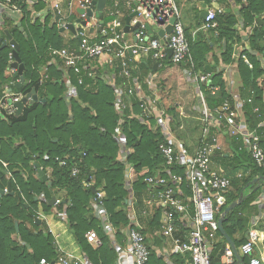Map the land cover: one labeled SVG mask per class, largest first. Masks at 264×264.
I'll list each match as a JSON object with an SVG mask.
<instances>
[{"label":"trees","instance_id":"16d2710c","mask_svg":"<svg viewBox=\"0 0 264 264\" xmlns=\"http://www.w3.org/2000/svg\"><path fill=\"white\" fill-rule=\"evenodd\" d=\"M203 1L208 5L206 0ZM231 2L238 8V15L217 13L216 27L207 30L208 40L203 37L192 41L189 32L184 30V34L196 71L207 73L204 65L211 52V44L221 49L219 59L214 60L221 61L224 66L236 64L241 117L246 128L259 137V146L264 153V63H260L247 50H241L236 60L232 58L235 45L241 41L238 30H234L240 19L242 27L251 30L247 36L250 49L262 55L264 60V0ZM14 3L21 10L20 26L10 18L5 21V26L18 45V55L25 67L24 84L20 90H16L17 78H14V74L6 75L11 51L7 46L0 50V91L4 86H9L14 92L26 96L34 89L37 97L45 102L25 105L19 116L0 113V190H8L0 197V264H39L41 259L50 262L57 260L58 246L46 223L42 220L40 225L37 224V214L50 215L53 208L54 215L63 219L81 254L90 264H115L116 252L110 245L109 235L91 214L95 198L91 187L96 192L104 193L102 204L105 221L112 233L115 231L116 242L123 245V231L132 227L127 210L129 192L125 187L126 166L133 182L136 208H142L141 199L146 194L144 179L161 173L164 168V160L158 149L160 144L167 142L162 128L154 116L145 118L142 115L141 102L136 94L123 97L124 109L121 114L116 113L115 93L104 77L108 70L97 69L96 76L93 79L85 78L83 85H77L76 76L69 72L71 82L76 87V97L66 101L63 65L60 60L49 64L52 60L49 52L50 49L66 47L75 49L77 42L74 39L65 41L60 28L52 22L51 14H42V3L33 4L32 10L27 0H14ZM258 19L263 24L257 22ZM0 34L3 35L2 31ZM154 64L151 58L142 59L133 70L132 77L139 81L141 88L150 76L160 71L159 67L153 70ZM172 65L167 57L162 63V67ZM43 67L46 68V79L40 83V70ZM115 69L116 84L122 85L118 67ZM209 77L208 84L201 86L206 106L213 111L228 101L234 109V100L222 78L223 70L213 71ZM159 84L162 91L164 84L162 81ZM190 112L199 115L195 110ZM166 114L171 119V132L187 146L176 125L180 118L178 108H166ZM223 125L222 130H211L209 138L211 140L218 133L223 134L230 151L218 152L213 158L216 165L227 171L231 184L226 194V204L217 219L227 206L242 195L241 203L222 221L225 233L238 250L246 241L252 216L258 213L254 202L264 191V163L258 167L244 148L241 137H230L224 122ZM190 128L188 124L184 129L190 131ZM117 130L121 132L118 139L115 137ZM194 141L197 145L198 138ZM192 145L188 146L189 150ZM122 154L127 165L119 159ZM2 163L7 164L6 168ZM75 168L78 174L72 176ZM38 169L47 176L45 182L38 177ZM175 172L182 174L179 170ZM40 195L44 197L42 200L38 199ZM51 197L59 199L60 203L50 206ZM15 222L18 224L17 233ZM160 225L161 214L158 211L147 228L140 230L150 249L145 264H166L150 248L151 243L158 244L157 238L162 240V237L152 236ZM90 230L99 236L102 242L100 247L93 248L87 243L85 234ZM225 242L218 232L217 240L211 247V264H214L213 260ZM172 258L176 264H185V259L180 256ZM235 262L248 264V258L239 256Z\"/></svg>","mask_w":264,"mask_h":264},{"label":"built area","instance_id":"2783aa9c","mask_svg":"<svg viewBox=\"0 0 264 264\" xmlns=\"http://www.w3.org/2000/svg\"><path fill=\"white\" fill-rule=\"evenodd\" d=\"M93 1L96 0H27V4L31 6L38 2L42 3L44 6L42 13H50L52 22L56 23L58 28H63V32L71 34L69 40L74 39L77 42L75 49L66 47L50 49L49 52L53 60H60L63 65L65 75L63 81L67 89L66 101L69 102L76 97V87L71 82L69 72L76 76L77 85H83L85 78L93 79L97 69H104V71L108 70L104 73V77L114 90L117 109L120 112L124 109L122 98L136 94L141 102L142 115L145 118L153 115L157 119L167 141L158 147L164 160V168L161 173L144 179L146 197L142 200L144 207L142 214L147 215V209L160 212V236L167 241L165 257L180 256L186 260V264H211V247L216 242L219 232L217 216L226 204V194L231 184L227 171L214 165L213 158L216 153L222 152V145L219 144L217 135L209 140L210 131L224 129V122L227 134L230 137H241L243 146L251 159L258 167H261L264 163V153L259 146V137L246 128L240 115L241 110L236 106L232 109L228 101L213 111L206 106L201 86L208 84L210 74L195 70L175 0H124V3L122 0H105L101 19L95 11ZM122 7H126L131 13L136 12V16L130 21V28L138 24L133 43L125 39L126 16L122 13ZM0 8L10 14H21L14 0H0ZM78 10H82L83 13H78ZM88 11L92 12L90 17H88ZM206 12L207 15L203 20L204 28H215V16L217 13L223 14L222 11L208 8ZM73 18L74 24L71 25L74 30L75 24L81 27L80 22H86V25L82 26L86 28L85 32L75 31V34H72L66 28ZM172 19H175L172 31L164 35V45H161L156 33L164 30ZM92 20L94 24H91ZM148 26L152 30L151 34L148 33ZM90 30H92L91 33ZM9 47L11 51L8 55L7 71L9 74H14L15 71L10 68L14 62L13 47ZM167 49L171 50V63L185 68V75L192 81L196 92L200 136L198 144L191 150L171 132V119L166 114V109L161 107L159 97L155 94L153 99L140 96V84L136 78L132 77L133 70L137 68L136 63L142 59L151 58L160 68L166 57L168 58ZM116 67H118L119 78L124 80L122 85H116L114 82ZM45 74L46 69L40 83L46 79ZM25 97L11 90L9 86H4L0 91V113L4 116L16 115L15 104ZM31 101L27 98L25 105H29ZM179 115L183 117L184 112L180 110ZM118 133L119 130L116 132L117 137ZM119 159L127 165L124 155H120ZM2 165L4 168L7 166L5 163ZM126 168L125 187L129 194L133 195V182L129 177V167L126 166ZM178 170L182 174L175 172ZM77 174L78 170L73 169L72 176ZM7 176L10 177V173L7 172ZM237 177L240 178L241 175L238 174ZM7 193L8 190L4 189L3 195ZM43 198V195H40L38 199ZM103 198V192H95L93 208H95L94 216L97 219L105 218ZM59 203L60 200L55 199L54 206ZM130 204L136 206L131 202ZM128 217L130 218V215ZM256 223H253L246 241L237 250L239 256L248 258V264H264V258L255 254L259 242L258 232L254 228ZM104 232L110 235L111 227L106 225ZM126 238L127 255L132 264H145L150 256V249L142 233L137 229L129 228L126 231ZM85 239L93 248L102 245L99 236L93 230L85 234ZM58 250L59 256L56 261H53L54 264H90L83 255L78 258L72 254L63 253L59 248ZM51 263L46 259H41L39 262V264ZM221 264H236L233 252L226 242Z\"/></svg>","mask_w":264,"mask_h":264},{"label":"crops","instance_id":"0c3cea01","mask_svg":"<svg viewBox=\"0 0 264 264\" xmlns=\"http://www.w3.org/2000/svg\"><path fill=\"white\" fill-rule=\"evenodd\" d=\"M124 3V0H122ZM126 1V0H125ZM176 5L178 7L179 13L182 14V16L180 15V22L182 23L184 30L189 32V34L191 35L192 41H195L197 39L203 38L205 40H208V35H207V31L204 29V23L203 20L200 19V9L198 8V4L200 2H204L203 0H175ZM32 6H29L30 10H32ZM208 6V5H207ZM208 8L210 9H217V10H221L223 14H228V13H233L235 16L238 15L237 10L238 8L231 2V0H223L220 2V0L215 1L213 0L211 2V5L208 6ZM207 8V9H208ZM122 13L124 16H129L131 14V12L126 8V7H122ZM44 14V13H42ZM8 18H12L15 24H20L19 23V19H20V15L18 14H10L7 11H5V9L0 8V31H2V34H0V36H2V40L6 41L7 37L4 34V31L6 30V26H5V21L8 20ZM183 19V21H182ZM238 23L237 25V29L239 36H240V43L236 44L234 47V54H233V59L236 60L240 54L241 50H247L250 51L253 55L256 56V58L260 61V63L263 64V57L262 55L252 51L249 47L248 41H247V36H249L251 34V30L250 29H244L242 27V23L240 21V19H238ZM257 21L261 22V24H263V21L258 19ZM22 30V29H21ZM126 41L129 43H133L134 41V32L132 33V31H129L128 34H126L125 37ZM66 42L69 41L68 39H65ZM212 47L211 52L209 54L207 63L204 65L205 69L208 66L211 70V73L213 71L217 72L219 70H223V80L225 82V86L227 89V92L231 95V97L234 100V106L237 107V109L241 108V103L239 102V97H238V89H239V79H238V75H237V66L236 64H232V65H228V66H224L221 61L219 60H214V58H218L220 57V48L218 47V45H210ZM141 61V60H140ZM56 60H51L50 63H55ZM137 65V63H136ZM46 68L43 67L40 70V74L43 76L44 75V70ZM159 72L156 73L154 76H150L149 79L145 82V85L143 88H141V85L139 87V95H143L147 98H154V94L157 95V97H159L160 101L163 97L166 96H170V89H173V87L176 84L177 88H181L183 91V93H187L188 91L190 92L191 95H193L194 97L196 96V92H195V88L194 85L192 83L191 80H189L186 75H185V68L183 66H177V65H172L171 67H160L159 68ZM202 73V72H201ZM208 73V74H211ZM9 73H6V75ZM114 82L116 84V79L115 77L113 78ZM120 79V78H119ZM122 80V79H121ZM160 81L163 82V87L164 89L161 91L160 88ZM139 82V81H138ZM121 83H124V80L121 81ZM120 84V83H119ZM117 85V84H116ZM171 91V90H170ZM196 99V97H195ZM197 101V100H196ZM196 105L195 103H193V106L190 108L192 111L195 110L196 111ZM197 108H198V104H197ZM183 111L182 108H178V111L180 112ZM185 113V112H184ZM220 138H222L221 140H223L222 142V147H223V151L226 150V148H228V146L226 145L225 139L222 135H219ZM226 147V148H225ZM214 165L216 166V164L214 163ZM219 166V165H218ZM263 196H259V198L254 202V205H256L257 207V211L258 213L256 215H253L250 221V229L252 228V225L254 222H257L255 225V230L258 232L259 235V240L260 243L258 242L257 247H256V251L255 254L256 255H260L261 257L264 258V245H262V239L264 237V191L262 193ZM146 197V194L144 193V195L142 196V199ZM130 202L134 205H136V201L134 199L133 195L129 194V199H128V214L130 215L129 221H130V226H132L131 228L137 229V230H141L143 231L144 229L147 228V224L149 223V221L154 217L155 215V211L153 210H149L147 209V215H143L142 214V210L144 209V207L142 206V208H136V206H131ZM142 205V202H141ZM94 210L95 208H93L92 205V215L94 216ZM128 215V216H129ZM42 218H39L41 221L43 220L46 223V226L48 228V230L50 231V233L52 234L56 245L58 246V248L63 252V253H67V254H72L73 256H76L78 258L82 257V254L79 250L78 254L75 253V251L71 250L68 246H67V241L64 242L63 245H65V247H67L68 249H64V247H62L61 243L59 242L60 239L67 233V226L65 224V222L63 221V219L59 218L58 216L54 215V208L52 209V214L50 215H41ZM95 217V216H94ZM100 223L101 226H103V230H105V226L108 225V223H106L105 218L102 219H97ZM129 228H126L123 231V235H124V241H123V245H120L116 242L115 238H114V234L115 231H113V233L111 232V234L109 235L110 238V242H111V246L115 249L116 252V262L115 264H132L129 256L127 255V238H126V231ZM94 231V230H93ZM71 235V234H69ZM72 236V235H71ZM150 238L152 236L154 237H161L160 236V229L155 231L154 234L151 236L149 235ZM73 239V237H72ZM68 240V239H66ZM74 240V239H73ZM157 240L159 241L158 244H152L150 245V248L153 249V251L155 252L157 257H160L162 259V261L166 264H176L175 259L171 257L167 258L165 257V250L167 247V241L164 240L162 238V240H159L157 238ZM77 246V245H76ZM89 262V261H88ZM90 263V262H89ZM185 264H186V260H185Z\"/></svg>","mask_w":264,"mask_h":264},{"label":"water","instance_id":"95a60500","mask_svg":"<svg viewBox=\"0 0 264 264\" xmlns=\"http://www.w3.org/2000/svg\"><path fill=\"white\" fill-rule=\"evenodd\" d=\"M215 1H218V0H215ZM93 5L96 7V11H97V15L100 17V19L102 18V11H103V8H104V5H105V0H96V1H93ZM198 8L200 9L201 13H200V19L204 20L206 15H207V12H206V9L208 8L207 4L205 2H200L198 4ZM78 13L82 14L83 11L82 10H78ZM88 14V17H90L92 15V12L91 11H88L87 12ZM136 16V12H133L131 13L129 16H126L125 19H124V22H125V26H124V32L126 34L129 33V31H132V32H136V29L138 28V24L134 25L133 27L130 28V21L133 17ZM175 22V19H172L170 20L168 26H166V28L164 30H159L156 35L160 38V43L161 45H164V35L165 34H170L171 31H172V25L174 24ZM259 22V21H257ZM82 26H85L86 25V22H80ZM261 24V22H259ZM18 26H20V24H18ZM66 28L72 33V34H75V30H74V27L73 25H67ZM237 29V26H234V30ZM147 30H148V33L151 34L152 30L151 28L148 26L147 27ZM63 28L60 29V32L63 33ZM92 32V30H90V33ZM4 34L6 35L7 37V40L6 41H3L1 36H0V50L6 48L7 46H12L13 49H12V55H13V58H14V62L10 65V68H12L15 73H14V78L18 79V82L15 84V89L16 90H20L24 84V77H23V72L25 70V67H24V64L22 63L19 55H18V45L17 43L12 39L11 35L9 34V32L7 30L4 31ZM167 56H168V59H170V56H171V50L167 49ZM156 68H157V64H154V67H153V70L156 71ZM206 71L207 73H211V70L210 68L207 66L206 67ZM27 98H30L32 101L30 102V104L32 103H36V102H42L44 103L45 100L44 99H39L36 95V92L34 89H32L30 91V93H28L26 95L25 98H23L21 101L17 102L15 104L16 108H17V111H16V116H19L22 111H23V108H24V105L26 104V101H27ZM37 167V166H36ZM37 174H38V177L42 180V181H46L47 180V176L43 174V172L41 171V169H38L37 170ZM91 190H92V193L95 194V189L94 187H91ZM3 195V191L0 190V197ZM243 197L242 195H240L239 199L236 201V202H233L231 203L229 206H227L222 214V216H220L218 218V230H219V233L220 235L224 238V240L226 241V243L230 246L232 252H233V255L236 259L239 258V254L237 252V249L233 243V241L230 239V237L225 233L224 229H223V226H222V221H223V217L229 213L231 210H233L237 205H239L242 201ZM37 200V198L35 199ZM54 202H55V198L54 197H51L50 201H49V205L50 206H53L54 205ZM40 222L41 220L38 218L37 219V224L40 225ZM14 228H15V232L17 233L18 232V224L15 222L14 224ZM223 251H224V246H222V248L219 250L217 256L214 258L213 260V263L214 264H221V256L223 254ZM51 264H54L53 262Z\"/></svg>","mask_w":264,"mask_h":264},{"label":"rangeland","instance_id":"374dc122","mask_svg":"<svg viewBox=\"0 0 264 264\" xmlns=\"http://www.w3.org/2000/svg\"><path fill=\"white\" fill-rule=\"evenodd\" d=\"M208 5H211V2L210 0H206ZM214 9V8H213ZM96 11V9H95ZM97 12V11H96ZM180 15L182 16V14L180 13ZM183 17V16H182ZM74 18L71 19L69 21L70 24H74ZM183 21V19H182ZM91 24H94V21L92 20L91 21ZM75 26V31L77 33H80V32H85L86 28L84 27H79L78 25H74ZM206 31L208 30V28H204ZM133 33V32H132ZM62 37L64 39H68L71 37V34L68 33V32H63L62 33ZM8 73V71L6 72ZM43 76L40 75V79L42 78ZM65 78V75L63 77V79ZM45 80V79H44ZM108 82V81H107ZM165 87V86H163ZM171 90V91H170ZM169 92H170V96H166L163 97L161 99V107L165 110L166 108H170V107H176L177 108H182V112H185V115L182 117V116H179V124L176 123L177 126H179V130L182 132L181 134L183 135V137L181 136L182 140L186 143L187 146H190L191 144H193L191 147H195V138H199L200 136V133H199V130H200V121H199V115L197 114H194V112H190L191 111V107L193 106V103H195L196 105V110H197V98L195 99V97L193 95L190 94V92L188 91L187 93H183L182 89L181 88H177L176 87V84L175 86L173 87V89H170ZM157 106V105H156ZM158 107V106H157ZM114 109L116 111L117 114H121L120 110L117 109V98L115 97V102H114ZM241 115V114H240ZM153 116V115H152ZM185 121V122H184ZM238 122V121H237ZM187 124V125H186ZM188 124L190 125V131H187L185 130V126H188ZM197 125V129L195 128V126ZM183 128V129H182ZM193 128V129H192ZM121 132L119 131L118 135L120 136ZM219 135H222L221 133H218L217 134V139L219 141V144L221 145L223 140H221L220 136ZM117 135H115L116 137ZM118 139V137H117ZM226 145H227V142H226ZM226 148V147H225ZM222 152H223V147H222ZM224 152H227V153H230L229 149L226 148V150ZM218 166V165H216ZM218 167H221V166H218ZM8 172V171H7ZM262 195V194H261ZM260 195V196H261ZM225 210V209H224ZM223 210V212H224ZM42 213H38L37 214V218H42ZM67 228V227H66ZM67 232H68V229H66ZM70 233H67L65 234L61 239H60V243L62 245V247H64V249H68L67 247H65L64 242L67 241V246L75 251L76 254H78L79 250L76 246V243L75 241L72 239V236L69 235ZM68 239V240H66ZM259 243H260V240H259Z\"/></svg>","mask_w":264,"mask_h":264}]
</instances>
